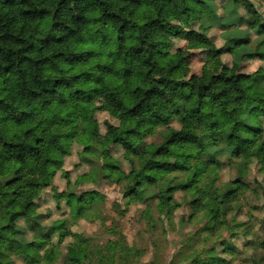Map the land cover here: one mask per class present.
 I'll list each match as a JSON object with an SVG mask.
<instances>
[{"label": "trees", "instance_id": "16d2710c", "mask_svg": "<svg viewBox=\"0 0 264 264\" xmlns=\"http://www.w3.org/2000/svg\"><path fill=\"white\" fill-rule=\"evenodd\" d=\"M231 1L247 17L225 26L247 24L263 35L264 17L255 3ZM218 8L216 0H0V264H15L14 257L42 264L46 257L39 244L56 232L64 239L68 219L48 229L42 224L38 201L44 187L38 179L41 162L71 154L77 115L85 150H101L102 169L128 181L127 198L148 200V191L158 187L153 196L159 211L171 216L174 193L190 191L194 214L209 218L203 229L209 236L226 227L237 234L228 215L239 193L250 189L243 178L247 162L261 157L264 165V70L251 81L240 71L246 57L264 59V41L253 50L248 35L231 37L228 49L215 56L230 52L232 66L209 79H186L187 52L170 51L166 26L171 14L186 20L200 12L214 19ZM98 99L119 121L108 125V133L122 144L130 173L119 169L101 133ZM174 119L180 128L171 125ZM159 126L166 127L164 140L146 144L145 137ZM220 146L230 162L243 163L237 180L215 187ZM53 190L66 197L76 219L98 195ZM28 229L35 232L32 240ZM123 243L111 240L107 253L100 251L101 260L127 264L135 253ZM226 252L235 254L236 247ZM204 262L196 254L192 264Z\"/></svg>", "mask_w": 264, "mask_h": 264}, {"label": "rangeland", "instance_id": "374dc122", "mask_svg": "<svg viewBox=\"0 0 264 264\" xmlns=\"http://www.w3.org/2000/svg\"><path fill=\"white\" fill-rule=\"evenodd\" d=\"M252 1L264 17V0ZM216 2L219 6L218 18H204L200 12L192 13L186 20L177 14L167 18V34L173 42L170 51L175 53L182 49L187 52L183 67L186 79L193 75L209 79L219 74L224 66H232L235 57L230 52L218 58L215 56L217 50L228 49L231 37L248 35L251 39L249 47L253 50L264 41V34L259 35L247 24L226 27L225 24H233L239 17H247L246 10L235 6L231 0ZM262 70L264 59L249 56L243 60L240 74L244 81H251ZM96 104V117L112 158L121 171L130 173V162L122 144L108 133V125H119V121L103 110L104 100L98 99ZM77 121L79 131L71 154L40 164L38 182L44 187V192L38 201V210L42 224L48 229L56 221L69 220L63 240L56 232L46 239L45 244H39L42 256L46 257L42 264H106L101 260L100 251L107 253L111 240L124 241L125 245L134 249L135 255L127 259V264H192L196 254L205 259L200 264H264V247L261 244L264 242V165L261 157L247 162L243 178L250 189L239 193L238 201L228 215L238 227L235 230L237 234L226 227L219 235L209 236L203 230L209 218L205 212L194 214V194L190 191L174 193L175 207L171 216L159 211V200L153 196L159 193L158 187L148 191V200L127 198L128 181L119 180L117 174L111 176L108 170L102 169L104 159L100 149L93 152L85 150L80 141L83 135L80 115H77ZM171 125L181 127L177 119ZM165 134L166 127L159 126L144 141L146 144L161 143ZM223 149L224 146L216 148L221 168L217 172L215 187H224L237 180L243 163L240 160L230 162L228 153L222 152ZM57 163L62 167L57 168ZM49 173H54L50 182L47 181ZM54 186L58 193L95 191L98 195H95L84 216L76 219L66 197L58 196ZM20 225L26 227L25 221L22 220ZM27 232L32 240L35 232L29 229ZM229 246L236 247L235 254L226 252ZM14 260L15 264H26L18 257Z\"/></svg>", "mask_w": 264, "mask_h": 264}]
</instances>
